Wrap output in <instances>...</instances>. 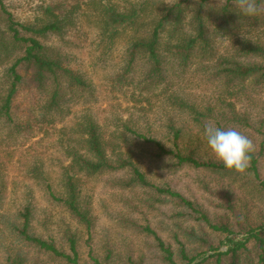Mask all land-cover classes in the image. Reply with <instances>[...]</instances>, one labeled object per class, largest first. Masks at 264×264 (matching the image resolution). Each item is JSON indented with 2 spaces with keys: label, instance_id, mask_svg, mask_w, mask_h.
I'll return each instance as SVG.
<instances>
[{
  "label": "rangeland",
  "instance_id": "obj_1",
  "mask_svg": "<svg viewBox=\"0 0 264 264\" xmlns=\"http://www.w3.org/2000/svg\"><path fill=\"white\" fill-rule=\"evenodd\" d=\"M3 1L21 21H34L38 6L51 0ZM215 1L218 0L212 2ZM82 28L84 33H74L76 37L69 52L96 86L92 102L73 105L70 112L66 109L64 114H67L56 116L53 123L37 122L39 111L33 108L32 131L28 132H19L13 122L9 126L0 120V264H11L15 258L23 260V264H72L55 259L30 243L22 233L26 221L30 235L54 242L70 254L74 238L80 264H170L157 236L170 246L177 264L186 263L180 254V242L186 246L190 257L200 256L197 259L200 261L214 253L208 250L210 245L219 247L218 251L228 249V240L222 233L208 232L209 245L190 237L188 233L193 231L201 236L200 225L204 227L205 223L197 218L198 214L181 207L168 194L136 184L125 187L126 181L118 179L128 177V171L92 176L80 174L77 181L80 202L91 217V225L74 218L61 201L70 162L68 152L70 148L84 152L81 123L85 115L97 118L108 134L121 136L125 157H131L153 185L179 191L215 220L227 214L223 197L228 195L234 199V206L246 226L264 225V82L257 84L249 80L243 83L246 94L235 100L234 110L249 123H241L238 130L255 144L258 177L251 162L243 174L180 165L171 154L161 156L158 147L139 133L157 137L166 149H173L172 136L167 129L173 119L177 126L183 127L186 135L179 140L183 152L189 145L204 161L221 162L192 115L177 109L171 96L181 95L201 106L224 93V81L208 62H203L205 66L202 67H178L168 83L150 88L129 84L126 78L116 81L121 74L127 38H119L113 49L103 54L99 39L93 32H87L91 31L87 21ZM238 37L241 34L234 38L217 36L216 46L228 53ZM141 77L137 74L136 82ZM27 107L21 100L16 119L24 115ZM188 136L200 140L188 143ZM120 155L112 152L111 159L115 161ZM227 215L234 220L231 214ZM239 235L237 239L242 237ZM249 249L252 251L242 255V264H258L252 243ZM214 263L215 258H210L208 264Z\"/></svg>",
  "mask_w": 264,
  "mask_h": 264
},
{
  "label": "trees",
  "instance_id": "obj_2",
  "mask_svg": "<svg viewBox=\"0 0 264 264\" xmlns=\"http://www.w3.org/2000/svg\"><path fill=\"white\" fill-rule=\"evenodd\" d=\"M212 1L51 0L38 6L34 21H21L0 0L1 122L9 126L13 122L17 131L28 132L32 131L33 108L39 111L37 122L53 123L57 120L56 116L64 117L67 114H64L65 110L69 111L73 105L92 102L96 86L87 71L73 61L69 52L76 37L74 33H84L82 27L87 21L91 28L87 32H93L99 39L103 54H108L119 38H127L120 64L121 74L116 81L126 78L129 84L150 88L168 83L178 67L188 69L192 65L205 66L203 62L211 63L208 66L213 67L224 81L222 95L201 106L177 94H172L171 102L177 109L188 111L202 133L206 124H214L224 130H238L241 123L248 125L245 117L234 112L235 100L245 96L243 83L246 81L264 82V25L259 22H264V12H261L263 16L261 13L248 16L241 12L234 0ZM257 2L264 5V0ZM240 34L230 52H221L216 46L217 36L234 38ZM137 74L142 76L138 82L135 80ZM21 100L28 107L24 115L16 119ZM81 124L84 152L72 148L68 152L70 162L64 185L65 195L61 201L74 218L91 225V217L80 202L77 182L80 174L92 176L128 171V177L118 179L126 181L125 187L136 184L155 188L168 194L181 207L199 215L197 218L205 223L204 227L200 225L202 235L198 236L194 231L188 233L196 241L209 245L208 232L226 235L228 249L218 251L219 247L210 245L208 250L214 253L204 256L201 261L197 260L200 256L190 257L186 246L180 242V254L185 264H208L210 258H215L214 264H242V255L252 251L250 243L256 252L257 263L264 264V225L246 226L234 206L233 198L228 195L223 197V204L227 208L226 213L231 214L234 220L228 219L227 214L215 220L179 191L153 185L131 157H125L121 136L108 134L97 118L85 115ZM167 129L172 136L173 149H166L157 137L139 135L158 147L161 156L173 155L177 164L229 171L221 162L204 161L189 145L183 152L179 140L186 135L183 127L177 126L173 119H170ZM187 140L192 143L200 138L188 136ZM115 151L121 155L113 161L111 153ZM251 163L258 177V158L254 153ZM27 229L28 221L22 233L30 243L49 252L55 259L80 264L74 238L71 239L70 254L54 242L30 235ZM146 230L154 232L150 227ZM239 234L242 237L237 239ZM157 238L165 258L170 264H177L170 246ZM11 264H23V260L15 258Z\"/></svg>",
  "mask_w": 264,
  "mask_h": 264
},
{
  "label": "clouds",
  "instance_id": "obj_3",
  "mask_svg": "<svg viewBox=\"0 0 264 264\" xmlns=\"http://www.w3.org/2000/svg\"><path fill=\"white\" fill-rule=\"evenodd\" d=\"M234 3L243 14L248 16L264 12V5L258 4L257 0H234ZM204 135L216 158L227 169L240 174L246 172L250 166L252 153L255 151V144L248 136L237 129L224 130L214 124L205 125Z\"/></svg>",
  "mask_w": 264,
  "mask_h": 264
}]
</instances>
